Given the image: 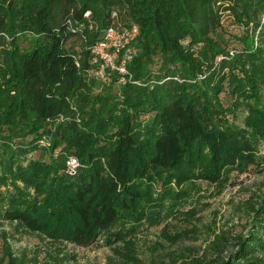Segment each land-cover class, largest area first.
<instances>
[{
	"label": "trees",
	"instance_id": "trees-1",
	"mask_svg": "<svg viewBox=\"0 0 264 264\" xmlns=\"http://www.w3.org/2000/svg\"><path fill=\"white\" fill-rule=\"evenodd\" d=\"M110 23L136 34L113 59L125 75L100 77L89 46ZM47 122L74 179L48 175L55 160L19 166ZM0 143V219L76 246L141 199L149 171L192 167L199 144L198 179L220 185L262 159L264 0H0ZM248 207L244 233L215 235L186 264H264V194Z\"/></svg>",
	"mask_w": 264,
	"mask_h": 264
},
{
	"label": "rangeland",
	"instance_id": "rangeland-1",
	"mask_svg": "<svg viewBox=\"0 0 264 264\" xmlns=\"http://www.w3.org/2000/svg\"><path fill=\"white\" fill-rule=\"evenodd\" d=\"M226 29L236 32L228 21ZM76 48V42L67 45ZM231 46L234 42H229ZM122 49V48H120ZM106 81V80H104ZM223 103L227 99L222 100ZM54 123L47 122L38 131L35 149L20 153L21 168L32 161L48 164L55 160V178L74 179L79 163L70 168L57 161L56 150H48ZM1 144V143H0ZM15 145V143L13 144ZM261 162L238 172H228L220 185L198 179L205 166L206 149L198 145L189 162L165 176L149 171L137 188L141 199L88 246H76L67 240H51L26 230L19 224L0 219V254L3 264H186L189 254L196 256L215 235L230 237L244 233L250 220L248 206L264 194V143L259 144ZM1 150V145H0ZM4 155L5 153L1 152ZM51 154L53 156H51ZM196 155L195 159L194 156ZM16 186L32 194V188L16 181ZM11 187L0 186V191ZM117 230V233H112ZM4 257V259H3Z\"/></svg>",
	"mask_w": 264,
	"mask_h": 264
},
{
	"label": "built area",
	"instance_id": "built-area-1",
	"mask_svg": "<svg viewBox=\"0 0 264 264\" xmlns=\"http://www.w3.org/2000/svg\"><path fill=\"white\" fill-rule=\"evenodd\" d=\"M84 15L86 16L87 13ZM111 18L114 20V12L111 13ZM135 34L136 28L134 25H131L127 28L123 26H115L113 23H110L103 31L100 39L96 40L89 46V51L93 58L92 60L98 63L95 74L101 77L102 69L104 67H114L121 74V76H124V58H121L118 64L115 66L113 64V59L116 56V52L120 50V48H122L125 44H127L129 40L135 36ZM122 81L123 78L121 82ZM66 163L70 165V168H72L77 164V160L72 156H68Z\"/></svg>",
	"mask_w": 264,
	"mask_h": 264
}]
</instances>
